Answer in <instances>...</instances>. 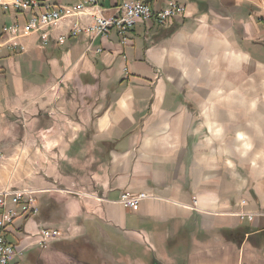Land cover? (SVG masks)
<instances>
[{
  "label": "crops",
  "instance_id": "obj_1",
  "mask_svg": "<svg viewBox=\"0 0 264 264\" xmlns=\"http://www.w3.org/2000/svg\"><path fill=\"white\" fill-rule=\"evenodd\" d=\"M35 1L0 6V39L79 0ZM145 1L184 10L136 23L127 44L115 28L70 35L75 19H61L0 48V118L47 92L67 120L50 163L65 192H41L60 209L3 227L19 264H264V221L246 217L264 213V0ZM142 192L136 207L119 200ZM41 228L62 232L37 246Z\"/></svg>",
  "mask_w": 264,
  "mask_h": 264
},
{
  "label": "built area",
  "instance_id": "obj_2",
  "mask_svg": "<svg viewBox=\"0 0 264 264\" xmlns=\"http://www.w3.org/2000/svg\"><path fill=\"white\" fill-rule=\"evenodd\" d=\"M100 0H79L75 5L58 4L56 10H48L47 6H43L37 14L31 16L30 20L25 24L14 23L9 27L3 28L5 35L0 39V48L5 45H10L18 36L27 35L37 32L40 29L54 25L61 19H75L70 35L83 34L88 37H93L96 34H107L111 28H115L122 36V42L127 44L129 41L125 34L136 23H149L150 21L163 24L173 15L182 14L183 6L174 2H170L166 9L153 12L145 0H120V3L111 7L105 8L99 4ZM17 5L23 8L37 7L35 0H0V6ZM112 9V14H105L106 11ZM83 19H88V22H83ZM43 41H47V36L43 35ZM43 192V189H11L6 188L0 191V264H9L13 260L22 261L24 252L18 249V245L10 243L3 235V227L10 223L11 220L20 214L29 216L38 213L37 193ZM146 193H138L132 195L123 193L120 197V202L126 208L136 207L139 202L148 197ZM9 204L14 207H9ZM261 217L264 221V213L246 214L249 220L253 217ZM59 229L41 228L37 240V244H43L50 239L59 236ZM239 264H245L240 261Z\"/></svg>",
  "mask_w": 264,
  "mask_h": 264
},
{
  "label": "rangeland",
  "instance_id": "obj_3",
  "mask_svg": "<svg viewBox=\"0 0 264 264\" xmlns=\"http://www.w3.org/2000/svg\"><path fill=\"white\" fill-rule=\"evenodd\" d=\"M42 96L45 99L44 104L40 105L34 102L32 106L23 110L17 107L0 118V191L6 188L44 190V184L60 193L65 192L62 191L65 189L62 183H53L52 181V174L62 168L51 164L54 161V152H57L54 147L60 146V143L56 142V138L61 137V141L62 138L63 140L66 138L64 128L67 127V120L60 118V115L56 113H66V109L64 105H58L60 104L58 101L55 102L57 95L50 96L48 100L46 99L49 97L47 92ZM66 98L69 99L68 94ZM66 103L68 104V100ZM47 126H54L55 132L45 134L38 132ZM61 157H65V155ZM42 194L41 192L37 193L39 196L38 207L40 205V207L49 210L50 206H53L56 211L60 209L59 203L49 197L41 196ZM19 221L17 218L13 225L15 226ZM6 236L11 243H16L15 237L11 234L6 232ZM34 244L40 245L36 242ZM67 247L69 248V246ZM76 248L81 251L79 244Z\"/></svg>",
  "mask_w": 264,
  "mask_h": 264
},
{
  "label": "trees",
  "instance_id": "obj_4",
  "mask_svg": "<svg viewBox=\"0 0 264 264\" xmlns=\"http://www.w3.org/2000/svg\"><path fill=\"white\" fill-rule=\"evenodd\" d=\"M27 217H29V215H26V218H27ZM19 262H20V261H18V263H16V264H19Z\"/></svg>",
  "mask_w": 264,
  "mask_h": 264
}]
</instances>
